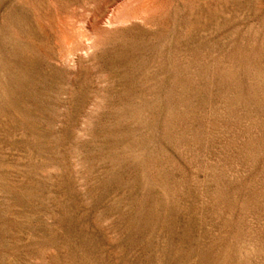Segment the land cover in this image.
I'll list each match as a JSON object with an SVG mask.
<instances>
[{"label": "rangeland", "instance_id": "obj_1", "mask_svg": "<svg viewBox=\"0 0 264 264\" xmlns=\"http://www.w3.org/2000/svg\"><path fill=\"white\" fill-rule=\"evenodd\" d=\"M0 264H264V0H0Z\"/></svg>", "mask_w": 264, "mask_h": 264}]
</instances>
